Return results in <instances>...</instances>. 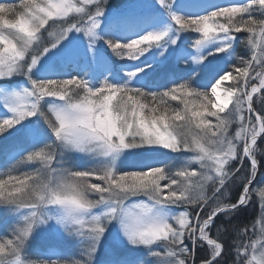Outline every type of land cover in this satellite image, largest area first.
Here are the masks:
<instances>
[{
	"label": "snow or ice",
	"instance_id": "6c2138e0",
	"mask_svg": "<svg viewBox=\"0 0 264 264\" xmlns=\"http://www.w3.org/2000/svg\"><path fill=\"white\" fill-rule=\"evenodd\" d=\"M256 103L264 0H0V264H196L205 244L200 264H224L223 235L264 167ZM261 213L257 238L243 243L245 228L229 246L233 264H264ZM46 233L80 258L32 259Z\"/></svg>",
	"mask_w": 264,
	"mask_h": 264
},
{
	"label": "trees",
	"instance_id": "16d2710c",
	"mask_svg": "<svg viewBox=\"0 0 264 264\" xmlns=\"http://www.w3.org/2000/svg\"><path fill=\"white\" fill-rule=\"evenodd\" d=\"M9 3L19 4L20 0H7ZM213 3L219 4L221 6H228L233 3H241L243 0H217V1H211ZM240 38V40H244L247 36V33H240L237 34ZM198 37V34H192V38ZM109 53H111V49L108 50ZM236 54L238 56H243L244 58H249L251 55V52L249 48L239 41L237 42V48H236ZM114 60L119 62V57H115L113 54ZM170 104L173 107H177L179 102L178 101H170ZM257 107V105H255ZM264 106H259L258 109L262 108ZM258 147L260 149H264V137L260 138L258 141ZM257 158L261 161H264V151H258ZM12 163H15L13 161ZM234 166L239 167V162L236 161L234 163ZM11 167V164L8 166ZM30 169V166L24 167L23 165L19 166L20 171H28ZM8 168L5 170L3 169L0 171V173L7 172ZM264 175V167L260 168L258 171V177ZM242 181L243 176H240V179L236 180L234 183L230 184L228 188V201L235 202V200L238 198V195L240 191L242 190ZM252 189V187H250ZM210 210V209H209ZM260 212V204L258 202L257 194L252 191L251 200L248 203V205L243 208L241 211L237 212L232 218L231 222L228 225V231L224 233L223 240L226 244V254L224 256V264H233V261L235 259V249L233 247H229L233 244L234 241L239 243L238 240V233L243 231L245 228L247 229V235L243 239V243L247 244L250 242V238L253 239V233L255 232L256 227L254 228L253 225L256 223V218ZM221 220H223V217H220L217 220V226L220 225ZM221 231H223L221 229ZM212 238H216L218 235L217 229L213 228L212 232L210 233ZM3 236V235H0ZM207 247L204 246V248H198L196 252V263H200V261L205 258L206 252L205 249ZM30 255V254H29ZM32 259H35L36 256L32 255Z\"/></svg>",
	"mask_w": 264,
	"mask_h": 264
},
{
	"label": "rangeland",
	"instance_id": "374dc122",
	"mask_svg": "<svg viewBox=\"0 0 264 264\" xmlns=\"http://www.w3.org/2000/svg\"><path fill=\"white\" fill-rule=\"evenodd\" d=\"M211 1H217V0H211ZM112 2L114 4H120L122 2H124V0H112ZM51 24V22H50ZM56 28L55 26L49 28V31H55ZM44 36H45V39H47V33H44ZM195 38H198V37H194L192 38V40H194ZM86 40V38H85ZM190 51H195L194 49H189ZM185 66L183 65V63L180 64L179 66V69H183ZM23 77H17L16 80L17 82H22L23 81ZM230 82H224V84L221 86V91L223 90L224 87H227L229 86ZM210 91V90H209ZM214 99V98H213ZM255 105H257V107L259 108V106H261L259 103H256ZM7 110L3 107H0V118H3L4 117V114ZM11 114L9 113L8 116H10ZM237 130V126L236 125H233V127L230 129V132L234 134V132ZM260 138H258V141H259ZM235 163V162H233ZM240 165V164H239ZM24 167H29L30 166V169L31 170L32 168H35L37 167L38 165L37 164H25L23 165ZM247 166V165H246ZM198 167V166H197ZM5 170L6 167H3L2 164H0V171L2 170ZM252 187V190L254 193L257 194V197H258V202L260 204V212L256 218V223H255V232L253 233V239H256L257 238V234L259 233V223L258 221H260L261 219V204L264 203V201H261L260 197H259V190L264 188V175L258 177V173H257V176L253 182V184L250 186ZM242 191V190H241ZM0 235H3V232L0 231ZM190 243V242H189ZM205 246L207 247V245L205 244ZM50 247H55L57 248L58 250H60L61 252L63 253H66V254H73L74 258L76 259H79V255L77 253V246H76V243L74 241H71V240H65V239H60L52 234H49V233H46V234H43L42 236L38 237L36 240L32 241L29 249H28V253L30 254V256L34 255L35 256V252L36 250H39L40 252H44L46 251L48 248ZM196 264H199V263H196Z\"/></svg>",
	"mask_w": 264,
	"mask_h": 264
},
{
	"label": "bare ground",
	"instance_id": "6f19581e",
	"mask_svg": "<svg viewBox=\"0 0 264 264\" xmlns=\"http://www.w3.org/2000/svg\"><path fill=\"white\" fill-rule=\"evenodd\" d=\"M221 91V90H220Z\"/></svg>",
	"mask_w": 264,
	"mask_h": 264
}]
</instances>
